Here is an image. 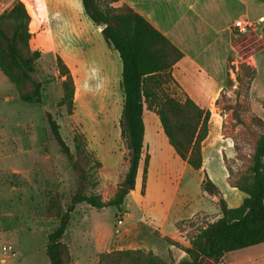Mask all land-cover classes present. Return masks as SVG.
<instances>
[{
	"label": "rangeland",
	"instance_id": "374dc122",
	"mask_svg": "<svg viewBox=\"0 0 264 264\" xmlns=\"http://www.w3.org/2000/svg\"><path fill=\"white\" fill-rule=\"evenodd\" d=\"M8 1L0 0V13L9 7ZM241 15L247 17L250 25L243 31L232 27L235 52L225 63L224 88L211 109H205L209 118L212 115L220 123L223 134L229 136L237 151V161L230 165L232 182L250 164L261 133L258 121L264 120V0H248V12ZM30 41L32 48L41 51L36 62V73L42 82L41 103L20 101L15 86L0 72V264H48L45 233L55 227L58 217L47 213V202L57 197L63 210L74 191V172L49 132L46 112L58 124L72 153L75 135L84 137L88 151L101 163L100 168L90 171L95 189L104 200L110 199L123 183L120 176L127 168L123 161L126 148L118 127L122 104L101 103L99 95L82 98L78 92L73 97L72 114L68 115L64 106H57L63 77L57 78L55 56L62 39L33 34ZM72 79L78 82L77 76ZM144 114L143 145L153 152L147 180L149 196L144 200L138 196L141 161L136 194L124 198L122 203L127 216L121 231L132 224L141 235L137 240L142 243L138 246L154 250L166 262H177L183 256L167 254L168 246L154 234L153 228L169 234L173 230L169 225L172 220L186 218L201 208L205 212L194 214L180 225L187 230L186 239L191 238L199 228L216 219V211L211 196L200 187L203 173L182 170V162L167 144L156 115L149 111ZM164 162L169 164V173L162 179L160 168ZM209 166L213 172H219V158H213ZM160 181L164 185L163 199L156 197L152 202ZM215 181L221 184L220 180ZM117 212L115 207L95 209L86 203L75 206L62 238L71 249V264L75 254L80 264L97 263L99 242L113 234ZM165 216L167 221L162 225ZM220 264H264V243L230 253Z\"/></svg>",
	"mask_w": 264,
	"mask_h": 264
},
{
	"label": "trees",
	"instance_id": "16d2710c",
	"mask_svg": "<svg viewBox=\"0 0 264 264\" xmlns=\"http://www.w3.org/2000/svg\"><path fill=\"white\" fill-rule=\"evenodd\" d=\"M117 1L81 0V4L85 16L93 24L103 26L101 36L117 52L121 62L122 108L118 127L126 148L123 160L127 163V170L123 183L110 199L104 200L95 189L96 183L90 171L100 168L101 163L88 151L82 134L75 135L72 153L62 139L54 118L45 113L49 132L75 175L74 191L63 210L57 197L47 202V213L58 217L55 227L45 233L44 254L48 264H71L68 246L62 238L67 233L76 205L86 203L95 209L115 207L118 210L116 219H119L120 206L133 189L140 161L144 109L156 115L175 154L194 171L202 167L201 147L208 133L209 112L200 108L172 76V68L182 58V53L127 5L113 6ZM30 19L21 0H14L9 8L0 13V72L15 86L20 101L38 105L42 101V82L36 73V62L41 57V51L31 46ZM55 69L57 78L63 77L60 79L62 96L57 106H64L67 114L71 115L74 82L69 69L57 55ZM262 108L264 110V102ZM258 126L261 133L250 164L245 173L231 181L232 186L244 195L241 203L237 207H228L220 197L218 187L203 173L200 187L208 196L217 197L219 217L187 238V247L170 238H163L167 244L181 250L186 258L169 263L151 251L112 250L99 253L96 264H220L230 253L263 244L264 120H259ZM231 162L234 163V160ZM146 164L145 157L141 192ZM181 223H177L180 230Z\"/></svg>",
	"mask_w": 264,
	"mask_h": 264
},
{
	"label": "crops",
	"instance_id": "0c3cea01",
	"mask_svg": "<svg viewBox=\"0 0 264 264\" xmlns=\"http://www.w3.org/2000/svg\"><path fill=\"white\" fill-rule=\"evenodd\" d=\"M13 1L9 0L7 7H10ZM21 1L31 17L29 30L32 35H49L51 37L56 36L58 40L62 39L59 41L61 47L57 50L56 55L65 63L71 76L78 77V82L74 80V96L76 97L78 92L82 98L99 95L98 101L101 103L122 104L120 59L117 52L104 42L101 36L102 27L93 24L85 16L81 0ZM121 5H127L142 16L182 53V58L172 68L173 78L200 108L211 109L224 88L225 63L235 52L236 41L232 33L233 22L241 14L248 12V0H118L113 4V6ZM145 111L148 110L144 109L142 113L143 141L146 135ZM170 148L172 149L171 146ZM201 154L202 167L199 171L205 173L217 185L220 197L228 207H230V202L234 207H237L244 195L232 186L229 178V170L232 171L233 169L230 165L235 164L231 161H237L236 152L231 139L223 134L220 123L213 119L212 115L208 121L207 136L202 142ZM152 156L153 152L149 150L148 146L144 148L143 145L133 189L128 192L125 198L136 194V180L141 161V184L137 188L138 196L143 200L149 196L147 180ZM175 156L177 155L175 154ZM145 157L147 164L141 192ZM217 157L219 158L220 171L215 173L209 165L211 160ZM181 162L182 170L191 169L184 161L181 160ZM168 173L169 164L164 162L160 168L162 179L166 178ZM124 176H120V178L123 179ZM215 179L220 180L221 184L218 185ZM158 188L156 196L150 199L152 202L156 197L159 201L163 199L164 185L162 181H160ZM210 200L214 204V211H216L214 214L217 219L219 217L218 204L216 206L217 197L211 196ZM120 210V223L117 224L118 220L115 218L113 234L99 242L100 251L96 253L95 258L102 252L128 249L151 251L156 255L154 250L138 246L142 243L137 240L141 238V235L135 232L132 224L127 227L124 226V231H121L125 224L127 212L122 205ZM202 212L205 210L198 208L190 212L186 218L172 220L169 225L173 227V230L169 234L161 231V228H153V232L162 240L167 237L187 247L189 245L185 236L187 230L183 229V226H181L183 230L178 229L177 223L188 220L194 214ZM166 221L167 216L163 218L162 225ZM163 242L168 246L167 254H171L173 257L176 255L183 256L180 257L182 259L186 258L181 250L167 244L164 240ZM68 249L72 255L70 247ZM72 257L74 259L73 264H80L76 254Z\"/></svg>",
	"mask_w": 264,
	"mask_h": 264
},
{
	"label": "built area",
	"instance_id": "2783aa9c",
	"mask_svg": "<svg viewBox=\"0 0 264 264\" xmlns=\"http://www.w3.org/2000/svg\"><path fill=\"white\" fill-rule=\"evenodd\" d=\"M249 20L245 15H240L234 22H233V28L237 31H243L247 26H249ZM117 224L120 223V219H117Z\"/></svg>",
	"mask_w": 264,
	"mask_h": 264
},
{
	"label": "water",
	"instance_id": "95a60500",
	"mask_svg": "<svg viewBox=\"0 0 264 264\" xmlns=\"http://www.w3.org/2000/svg\"><path fill=\"white\" fill-rule=\"evenodd\" d=\"M101 27H103V26H101ZM129 186L127 185V188H128Z\"/></svg>",
	"mask_w": 264,
	"mask_h": 264
}]
</instances>
